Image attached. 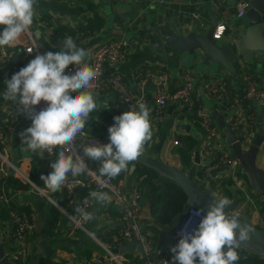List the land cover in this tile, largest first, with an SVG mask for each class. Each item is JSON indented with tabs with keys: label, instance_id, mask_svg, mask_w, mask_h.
<instances>
[{
	"label": "crops",
	"instance_id": "crops-1",
	"mask_svg": "<svg viewBox=\"0 0 264 264\" xmlns=\"http://www.w3.org/2000/svg\"><path fill=\"white\" fill-rule=\"evenodd\" d=\"M237 1L234 3L232 0H38L37 15L32 27L43 54L49 51H61V41L66 36H71L78 47L91 50L90 57L85 59L90 67L93 51L97 46L112 38H124L128 43V51L126 59L120 66L119 75L126 91L133 97L142 95L143 102L150 109L153 135L145 146L143 154L151 156L157 154L163 163L184 170L186 162L181 158V150L187 147V141L194 140L190 151L189 167L197 153L199 159L197 168L200 169L198 178L202 179L204 176H210L203 172L204 165L209 159L203 149V135L199 127L202 115L212 116L219 128L213 111L223 120L229 115L236 116L240 119V131L243 133L249 128L247 116L251 115L254 117L255 132L258 134L260 129L264 131V103L242 99L245 77H253L264 85V57L258 58L249 50L246 52L248 54L245 59L235 60L232 64L234 71L231 72L211 61L203 63L200 51L198 54L189 55L186 51L180 52L176 45H157L164 37L153 29L163 27L171 28L177 33L193 30L197 34H203L214 18L216 24L226 25L224 36L220 40H230L231 37L235 40L246 28L241 22L242 17L235 18ZM3 28L4 26L0 25V32ZM5 49L11 55L9 58H4L0 54V131L2 133L0 155L17 171L7 165H0V193L7 195L10 200L8 208L5 206L4 210L18 211L26 208L30 214L26 215L27 220L25 217L24 220L33 221L36 224V230L13 244L10 239V222L3 220L0 216V243L5 246L7 256L13 247L20 249L21 257L26 264H41V261L48 264L46 258L49 264H94L91 258L99 249L96 241L80 230L74 229L61 211V209L71 211L80 201L83 191L76 193L75 204L72 207L69 202L62 205L58 202L62 189L51 192L41 180L42 175L52 171L51 164L58 159L59 149L53 154L25 150L26 146L21 145L20 133L30 127L32 121L30 119L10 120V114L17 103L4 100L5 80L11 79V65L17 64L23 68L28 63L21 40L15 47ZM107 68L104 72L105 82L112 77L110 67ZM161 70L169 76L168 91L176 89L184 77L192 79L194 89L189 104L169 101L162 109L160 123H156L153 114L155 109V77L153 76ZM140 73H152L147 86L143 89L137 85ZM219 80L227 81L228 89L222 100H215L208 95L206 85ZM93 93L97 109L90 114L89 122L84 130L97 135L102 144H107L110 142L108 129L114 124V117L130 110L119 104L118 94L110 88ZM220 132L223 137L219 143L220 148L231 151L221 128ZM161 137H164V141L158 146ZM175 140L177 144H174ZM263 145L264 141L260 149ZM155 148L158 152H155ZM260 149L256 156V165L264 172V149L262 152ZM87 163L91 168L99 170L100 162L88 159ZM145 167L134 162L133 165H129L128 172L121 173L113 180L125 191L135 185L143 189L144 199L140 204L138 222L154 246L153 256L157 258L167 251L173 236L160 234V232L169 231L171 227L158 223V217L163 209L162 203L158 201V194L161 185L173 181L168 179L159 181L157 175L148 180L146 174H143L148 168ZM232 170L233 168L226 164L222 170L212 172L216 174V177L212 178L206 186L210 190L214 189L211 191L217 198L227 197L231 200L236 193L237 205H240L243 199L238 198L239 194H242L239 188L244 187L247 190L249 184L240 168L235 170V178L231 175ZM143 175L145 178H142ZM7 176L18 179L22 186H11L6 194L1 183ZM69 177L72 176L69 175ZM196 181L199 182V179L196 178ZM35 186L49 195L56 204L40 194ZM249 196L254 202L256 197L253 194ZM260 198L263 199L260 209L258 204L256 209L248 205L243 214H247L250 225L264 228V197L260 196ZM108 201L106 204H98L94 201L91 212H95L96 219L89 222V232L96 240L119 254L124 264H138L135 247L116 245L115 234L119 226L116 220L121 214V209L110 202L109 197ZM51 205L56 207L61 215L46 237L43 235V228L49 218ZM22 214L24 215V212ZM237 264H241V259Z\"/></svg>",
	"mask_w": 264,
	"mask_h": 264
},
{
	"label": "clouds",
	"instance_id": "clouds-1",
	"mask_svg": "<svg viewBox=\"0 0 264 264\" xmlns=\"http://www.w3.org/2000/svg\"><path fill=\"white\" fill-rule=\"evenodd\" d=\"M38 0H0V49L15 47L21 37L34 24ZM61 51L37 54L27 66L21 68L11 79H6L3 98L19 105L32 123L20 133L22 146L33 153L53 154L57 149L58 159L51 164L52 171L42 175L44 186L57 192L67 183L69 175L77 177L91 171L86 160L100 162L99 174L115 178L130 170L143 154L151 140L152 123L150 109L143 101H137L130 111L114 117L108 129L109 143L97 141L81 143L77 151L76 140L84 135L90 114L97 109L93 81L97 71L85 62L91 50L78 47L71 36L61 41ZM33 51L29 50V53ZM76 71L66 74L69 65ZM46 106L36 111V106ZM214 199L207 213L199 209L195 215L202 216L198 227L181 230V239L170 251L173 264H237L240 259L237 249L251 239L254 231L250 224L241 220L239 212L226 211L233 201L227 197ZM90 198L98 204L108 203L103 191H92ZM85 207L89 198L83 201ZM76 212L84 222L96 219L95 212L77 206Z\"/></svg>",
	"mask_w": 264,
	"mask_h": 264
},
{
	"label": "built area",
	"instance_id": "built-area-1",
	"mask_svg": "<svg viewBox=\"0 0 264 264\" xmlns=\"http://www.w3.org/2000/svg\"><path fill=\"white\" fill-rule=\"evenodd\" d=\"M249 8L248 0H238L235 5V18L240 19L244 16ZM226 31V25L224 23H218L215 25L212 31V38L214 40H220L224 36ZM21 43L23 44V52L26 57L27 63H29L35 56L43 54L39 40L36 38L34 29H31L21 37ZM33 51L29 53V50ZM128 43L124 38H112L103 44L97 46L91 58V67L95 69L98 73L97 78L92 82L93 88L91 91L99 93L105 88H110L118 94V102L120 105L126 106L131 110L132 105H136L137 101H143V96L133 97L125 89L122 79L119 75L120 66L124 62L127 56ZM0 54L4 58L10 57V52L6 49H0ZM112 73V77L105 82L104 72L107 67ZM76 65L71 64L65 70L66 74L74 73L76 71ZM21 69L20 65L13 64L10 67V76L12 77ZM152 73H140L137 81L139 88L143 89L147 86V82L150 80ZM155 84H154V119L156 123H160L162 117V109L169 101L172 102H182L189 104V100L194 89V83L191 78L184 77L180 85L171 91H168L169 76L164 71L161 70L159 73L155 74ZM228 89V83L224 80H219L216 82H210L206 85L207 93L210 97L215 100H222ZM242 99L245 101H252L255 103H264V85L253 77H245L243 79V94ZM46 106L45 102H41L40 105L36 106V111H40ZM19 105L17 104L13 112L10 114L11 121H17L20 119H29L24 113L18 111ZM240 119L236 116L229 115L224 119L225 126L234 134L238 135L240 145L243 149H247L251 144V141L256 136L255 129H253L254 117L247 116V123L249 128L245 133L240 131ZM200 131L203 135V149L205 150L209 161L204 165V173L211 175L212 172H217L219 169L222 170L226 164L230 165L233 170L231 175L233 178L236 177L235 170L240 168L238 160L233 156L231 151L222 150L220 148V140L223 139L220 132V128L214 122L212 116L209 114L202 115L199 121ZM84 135L78 136L76 140L77 151L80 155L83 154L82 148L79 147L81 143L88 142H100V138L97 135H92L84 130ZM0 138H2V133L0 131ZM177 140L174 144H177ZM49 154V153H48ZM87 163V160H86ZM7 165L9 168H16L5 160L2 155H0V165ZM88 164V163H87ZM91 171L84 175L77 177H69L67 183L62 187L65 195L68 199L69 204L72 207L75 204L76 193L78 191H83L81 199L74 208V214H70V209H61L64 215L69 220L70 224L74 229H78L85 233L89 237L93 238L98 245V250L92 255V262L94 264H124L121 256L114 252L111 248L103 244L102 242L96 240L93 235L89 232L88 225L89 222H84L77 214V206L84 207L86 211L91 212L94 206V200L90 198V193L92 191H103L107 192L110 202L121 209V214L117 218L118 228L115 234V242L117 246H133L137 249V260L138 264H173L172 256L173 253L170 249L178 244L181 236L179 233L188 225V231L198 227L202 216H197L195 213L198 211L196 208H189L184 214V220L181 225L177 228L172 236V241L167 249V251L161 256L155 258L153 256L154 246L150 242L147 234L142 230L138 219L140 204L143 201V189L138 186H133L129 190L125 191L114 182L113 178L106 176H101L98 170L90 167ZM3 169V168H2ZM145 178V175L142 176ZM36 190L40 192L45 198H47L52 203L56 204L54 200L50 199L43 190L36 187ZM244 196L242 204H236L233 211L239 212L242 215L248 205H252L256 209L255 201L253 202L249 194L255 193L251 188L244 187L239 188ZM85 198H89V204L85 207L83 201ZM10 202L7 195L0 193V207H7ZM8 221L11 225V241L13 244L28 237L33 231L36 230V224L32 222H27L24 220V215L16 210H8ZM262 221V219H261ZM8 259L13 262V264H26V262L21 257L20 249L12 248Z\"/></svg>",
	"mask_w": 264,
	"mask_h": 264
},
{
	"label": "water",
	"instance_id": "water-1",
	"mask_svg": "<svg viewBox=\"0 0 264 264\" xmlns=\"http://www.w3.org/2000/svg\"><path fill=\"white\" fill-rule=\"evenodd\" d=\"M236 2V0H232ZM241 22L246 27L237 39L230 40H214L212 31L216 25V20L212 18L210 26L203 34H197L195 31H185L177 33L173 29H165L163 27H155L154 32L159 33L164 37L159 41V46H174L176 45L180 52L186 51L187 54H198L200 51L201 61L207 63L209 61L219 64L229 71L233 72L232 64L237 59H245L249 52H254L258 58L264 57V0H249V9L242 17ZM216 120L225 135V140L229 144L233 156L238 160L241 173L246 177L250 188L259 196L264 197V172L256 165V156L260 146L264 141V131L259 130L258 134L253 138L247 149H243L240 145L238 135L231 132L224 124L222 117L213 111ZM164 137H161L158 146L162 144ZM155 152L158 149L155 148ZM135 163H140L150 168L156 173L159 181L168 179L177 183L186 195V201L182 206L181 213L173 227L169 231L160 232L161 236L173 235L177 228L184 220V214L189 208L204 209V214L207 213L209 204L213 201V193L206 186L208 182L216 177L215 173L210 176L198 178L200 169L197 168L199 159L197 153L190 167L180 170L175 167L163 163L157 154L140 155ZM199 179V182L196 181ZM151 200V199H149ZM233 204L226 208V211L233 209L237 204L236 193L231 199ZM74 207L70 214H74ZM241 220L245 224L248 223L247 214H242ZM252 226V225H251ZM254 231L251 233V239L241 245L239 249L255 253L264 257V228L252 226ZM238 250V249H237ZM0 264H9V259L5 246L0 243ZM41 264H44L41 261Z\"/></svg>",
	"mask_w": 264,
	"mask_h": 264
},
{
	"label": "trees",
	"instance_id": "trees-1",
	"mask_svg": "<svg viewBox=\"0 0 264 264\" xmlns=\"http://www.w3.org/2000/svg\"><path fill=\"white\" fill-rule=\"evenodd\" d=\"M193 141H187L186 148L181 150V158L186 162V167H189L190 162V151L193 147ZM146 168V167H145ZM146 174L147 179H151L156 176V174L149 168H146L144 173ZM14 185L22 186L18 179L7 176L4 178V181L1 183V186L4 192L7 194L8 188ZM24 186V185H23ZM65 196V192L62 190L61 198L59 199V204L64 205V203L68 202V199ZM158 201L162 203L163 209L161 215L158 217V223L160 225H167L168 227H173L181 213L182 206L186 201V195L182 188L175 182L164 183L160 187V191L158 194ZM19 212H24V217L29 215L30 212L26 208H22L18 210ZM61 213L60 211L54 207L50 206V215L47 221L44 224V233L43 235L48 237L47 235L51 232V229L56 225ZM0 216L3 220L8 221V211L4 210V207L0 209ZM26 219V217H25ZM27 220V219H26ZM29 221V220H28ZM241 259V264H264V258L245 250L238 249L237 250ZM46 263L49 264V260L46 258Z\"/></svg>",
	"mask_w": 264,
	"mask_h": 264
},
{
	"label": "rangeland",
	"instance_id": "rangeland-1",
	"mask_svg": "<svg viewBox=\"0 0 264 264\" xmlns=\"http://www.w3.org/2000/svg\"><path fill=\"white\" fill-rule=\"evenodd\" d=\"M242 19V18H241ZM263 149H264V145L261 147V149H260V151L262 152L263 151ZM199 169V168H198ZM249 188H250V186H249ZM211 190L212 191H214V189H212L211 188ZM253 195L256 197V199L254 200L255 202H256V205L258 204V207H259V209L261 208V202H262V198H260V196L259 195H257L256 193H253ZM238 198H241V199H243L244 200V196H243V194H239V197ZM249 208H251V206L249 207ZM97 245V244H96ZM97 247H98V245H97ZM9 264H13V262L11 261V260H9Z\"/></svg>",
	"mask_w": 264,
	"mask_h": 264
}]
</instances>
